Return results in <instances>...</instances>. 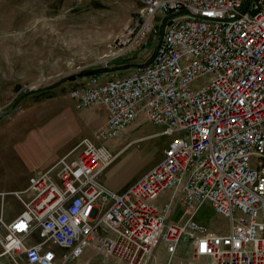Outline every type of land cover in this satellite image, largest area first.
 <instances>
[{
  "label": "built area",
  "instance_id": "2783aa9c",
  "mask_svg": "<svg viewBox=\"0 0 264 264\" xmlns=\"http://www.w3.org/2000/svg\"><path fill=\"white\" fill-rule=\"evenodd\" d=\"M138 2L116 42L128 54L158 39L153 60L124 77L78 67L70 97L78 109L103 108L105 124L14 193L18 217L7 221L1 205L0 257L11 264H69L88 248L147 264L160 244L176 264L186 237L187 264H264V0ZM141 117L172 139L159 163L115 192L101 175L121 151L105 144ZM206 203L229 233L197 222ZM177 208L183 223L172 221Z\"/></svg>",
  "mask_w": 264,
  "mask_h": 264
},
{
  "label": "rangeland",
  "instance_id": "374dc122",
  "mask_svg": "<svg viewBox=\"0 0 264 264\" xmlns=\"http://www.w3.org/2000/svg\"><path fill=\"white\" fill-rule=\"evenodd\" d=\"M139 7L138 0H0V117L7 115L0 120V146L10 145L3 147L5 152L0 147V176L21 167L28 170L20 142L33 135L45 139L31 144L37 155L48 152L53 142L59 159L73 152L83 139L94 138L102 127L103 108L78 109L70 97L73 81L81 76L80 66L100 72L148 62L158 39L128 54L116 42ZM132 72L114 75L124 77ZM64 79L62 86L42 90ZM202 84L200 81L193 88ZM163 131L164 127L141 117L119 138L107 142L110 151L121 154L103 172L101 181L111 189L137 181L162 160L172 139ZM0 185L10 183L1 178ZM13 197L7 198V207L16 211L20 204ZM196 219L209 231L230 232V221L214 213L209 203L200 208ZM160 258L165 259L164 254ZM0 264L11 263L5 257Z\"/></svg>",
  "mask_w": 264,
  "mask_h": 264
},
{
  "label": "crops",
  "instance_id": "0c3cea01",
  "mask_svg": "<svg viewBox=\"0 0 264 264\" xmlns=\"http://www.w3.org/2000/svg\"><path fill=\"white\" fill-rule=\"evenodd\" d=\"M150 44L151 43H149L146 46V48ZM77 82H78V80L73 81V83H75V85ZM105 121H106V112L103 109V114L101 115V119L99 120L100 126H103L105 124ZM95 133H94V135H95ZM51 138H52V136H51ZM5 139L6 138L3 135L2 140L4 141ZM40 140L42 141L45 139L42 135L36 134V135H33L30 139L21 140V142H20L21 144H23L21 146V148H22L21 151L24 154V158L26 156V161L29 162V164H27L28 170L23 171V169L21 170V168H22L21 167L15 171H11L8 173L4 172V174L0 176V181L2 178V179L8 180V183H10L9 186H1L0 185V208H1V205H3L4 216H5V219L7 221L14 220L16 217H18L23 212V208H22L21 204L18 202V200H15V202H18L20 204V207L18 210L15 211V210L11 209L10 207H7V200H8L7 198L13 197L15 192H20V191L25 190L28 186V181H29L30 177L45 172L52 165H54L58 160L61 159V158L59 159V155L54 151V143L53 142H52L53 146L48 152H46L44 155H41V156L37 155V153L35 152L36 150L33 151L31 149V144L37 143ZM52 141H53V139H52ZM0 147H2V149H3V147L4 148L10 147V145L7 142L1 143ZM3 151L5 152L6 150L3 149ZM30 152H33L34 156L30 155L29 154ZM64 156H66V155H64ZM71 157L73 158V156H71ZM161 157H163V153H162ZM75 158H76V155H75L74 159ZM20 166H22V164ZM12 172H14V173L10 174ZM2 176H4V177H2ZM128 186L129 185H126V186L124 185V186H120V187H113L112 186V189L109 187L108 188L115 191V192H121L125 188H127ZM167 195H168V193L165 194L163 196V198H166ZM12 205L13 204H10V206H12ZM211 208H212V206H211ZM212 211L214 213H216L213 210V208H212ZM186 218H187V215L184 213V211L180 208H177L175 211V214L172 216V221H174L176 223H183ZM211 232H213V231H211ZM214 233H216V232H214ZM217 234H219V233H217ZM36 239L39 241L38 237ZM192 249H193V244H192L190 238L189 237L184 238L180 242V244L177 248V252L174 256V262H176V264H187V263H189L192 259ZM60 252H61V250L59 251V253ZM1 253H2V248L0 247V255H1ZM161 254H164L165 259L161 260V258H160ZM3 258H5V257H0V259H3ZM168 258H169V254L166 251L165 245L160 244L158 246V248L155 250L154 255L151 257V259L148 261L147 264H167ZM58 264H62L61 261H59ZM69 264H116V262L113 258H108L103 252H99L98 250H95L94 248H88L85 250L82 257H80L79 259H77L74 262L69 263Z\"/></svg>",
  "mask_w": 264,
  "mask_h": 264
},
{
  "label": "water",
  "instance_id": "95a60500",
  "mask_svg": "<svg viewBox=\"0 0 264 264\" xmlns=\"http://www.w3.org/2000/svg\"><path fill=\"white\" fill-rule=\"evenodd\" d=\"M248 2H249V0H248ZM248 2L246 3V5L248 4ZM160 44H161V42L158 44V48L160 47ZM152 60H153V57L151 58V60L149 62H147L145 64H125V65H122V66H117L115 68L107 69L104 72L118 73V72H121V71L134 70V69H142V68L145 67V65L151 63ZM95 73H96V71H88L85 74H95ZM66 81L67 80L64 79V80H62V81H60V82H58L56 84H53L51 86H48V87L44 88L42 90H45L46 91V90H50V89H56V88L62 86ZM6 116L7 115L0 117V120H2Z\"/></svg>",
  "mask_w": 264,
  "mask_h": 264
},
{
  "label": "trees",
  "instance_id": "16d2710c",
  "mask_svg": "<svg viewBox=\"0 0 264 264\" xmlns=\"http://www.w3.org/2000/svg\"><path fill=\"white\" fill-rule=\"evenodd\" d=\"M71 80H74V77H73V78H71Z\"/></svg>",
  "mask_w": 264,
  "mask_h": 264
}]
</instances>
